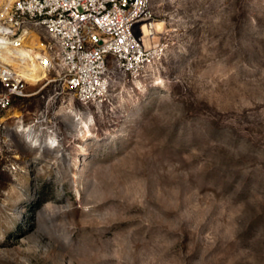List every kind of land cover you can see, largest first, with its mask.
Masks as SVG:
<instances>
[{
	"label": "rangeland",
	"instance_id": "374dc122",
	"mask_svg": "<svg viewBox=\"0 0 264 264\" xmlns=\"http://www.w3.org/2000/svg\"><path fill=\"white\" fill-rule=\"evenodd\" d=\"M152 9L141 78L88 105L29 85L5 114L0 264H264V0Z\"/></svg>",
	"mask_w": 264,
	"mask_h": 264
},
{
	"label": "built area",
	"instance_id": "2783aa9c",
	"mask_svg": "<svg viewBox=\"0 0 264 264\" xmlns=\"http://www.w3.org/2000/svg\"><path fill=\"white\" fill-rule=\"evenodd\" d=\"M153 0H18L0 15V132L5 114L25 98L29 65L47 67L41 82L84 105L103 102L118 80L134 81L167 50L154 33ZM37 35L41 49L33 44ZM53 74V78L50 76Z\"/></svg>",
	"mask_w": 264,
	"mask_h": 264
},
{
	"label": "bare ground",
	"instance_id": "6f19581e",
	"mask_svg": "<svg viewBox=\"0 0 264 264\" xmlns=\"http://www.w3.org/2000/svg\"><path fill=\"white\" fill-rule=\"evenodd\" d=\"M18 0H0V11H4L1 16H5L9 9L11 8V6ZM158 22H155L154 26H153V32L156 34V33H160V32H164L163 31H160L161 29V24H157ZM33 41L36 42L33 44V46L36 48V49H41V43L39 42V38L37 35H33ZM36 56H33L32 57V62L31 64L29 65V71H31V78L28 79V83L29 85H37L39 83H41L47 76H48V73H47V67L40 63L38 61V59H40L39 57V53L36 52L35 54ZM10 118H18L19 117V114L18 113H15L13 114L12 116L9 115ZM26 132H32V127H28L26 129ZM30 139L32 141H35V143L37 144H40L41 142V138H39L38 136L37 137H30Z\"/></svg>",
	"mask_w": 264,
	"mask_h": 264
}]
</instances>
